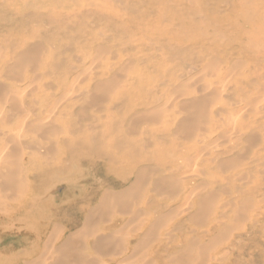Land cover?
<instances>
[{"label": "rangeland", "instance_id": "rangeland-1", "mask_svg": "<svg viewBox=\"0 0 264 264\" xmlns=\"http://www.w3.org/2000/svg\"><path fill=\"white\" fill-rule=\"evenodd\" d=\"M35 55L38 60L42 58L51 65L57 61L53 73L43 71V77L41 73L34 72V66H27V58ZM19 67L27 68L25 80L16 73ZM35 74L37 78H34ZM35 79L51 82L54 93L72 91L71 99L65 103L60 101L59 106L60 113L65 111L66 116L71 112L72 117L71 113L66 117L61 113L67 121L59 116L58 124H69L74 134L90 133L92 139L104 129L102 122L110 117L118 121L120 130H125L126 125L132 127L139 123L136 116L145 109L162 112L167 97L179 94L171 104L175 113L166 114L171 118L168 125L172 127L171 131L177 128L195 130L197 138L193 135L189 137L192 142L187 137L185 140L189 142L183 140L188 151L195 150V147L200 151L206 149L202 162L197 165V173L202 169L205 172L180 179L179 176L190 172L188 170L168 177L173 181L174 178L184 180L187 189L199 187L203 193L201 199L195 197L196 207H193L194 202L183 200L181 202L187 203V210L177 211L178 215L174 212V216L169 214L172 209L167 207L164 196L158 193L155 197L147 196L141 200L144 213L141 221L137 218L136 226L131 223L129 212L117 211L111 219L99 222L100 238L113 231L123 234L121 239L133 238L127 253L108 261H113V264H183L174 261L177 252L182 251L184 264H264V127L259 132L260 136L254 134L251 137L244 127L254 113L264 122V0H0V82L22 92L33 93L35 86L32 81ZM97 86L104 88L95 94L99 90ZM199 97H208L206 106L211 105L206 108L212 109L218 103L224 112L213 118V128L217 126L214 131L212 127L210 132L204 129V125L210 122L207 117L203 122L193 118L204 104ZM185 98L190 99L189 102L185 103ZM154 100L158 101L153 104ZM133 116L135 120L131 121ZM236 118L240 119L243 127L233 133L232 124ZM5 120L4 125H15L14 119L7 116ZM199 121L201 125L198 127ZM114 131L118 130L114 128ZM64 134L57 133L56 137ZM85 137L79 136L80 144ZM196 139L200 142L196 143ZM4 143V135L0 133V149ZM38 149L28 148L27 151H31V155L36 153L38 159L49 151V147ZM244 152L247 158L239 164L237 162V166L232 165L230 161ZM86 163H83L84 170L94 173V178L80 181L77 186H62L56 194L59 206L76 200V208L82 214L77 219L81 224L75 235L82 238L88 229L84 218L91 209H99L104 217L101 204L115 199L122 204L124 200L119 195L125 192L129 197L130 194L129 182L104 174L103 158L97 157L90 164ZM188 163L193 165L194 161L185 162L182 166H188ZM179 171H184V168L180 167ZM37 183L42 184L40 181ZM75 187L83 189L80 191ZM212 190L215 194L210 195ZM107 191L111 198L106 196ZM204 193L212 196L213 200ZM203 200L209 202L208 206L213 202L217 207L211 220L203 216L202 207L207 205L206 202L205 206L199 205ZM56 209L57 213L62 210L61 207ZM132 228L135 229L131 231ZM36 230L33 226L23 231L16 224L3 228L0 231V255L14 257V252L26 251L14 257L16 264L44 261L42 255L46 248L43 242L38 248H31L36 240ZM51 231L45 236L47 239L54 235L49 238L51 243L53 241L60 246L67 239L68 232L58 233V238L57 231ZM168 233L171 237L165 235ZM144 235L147 236L146 245L141 240ZM56 236L58 240H54ZM82 244L91 245L90 250H94H91V264L107 261L101 253L95 252L92 243L85 240ZM136 244L139 248L145 247V253L134 251ZM191 253H196L194 258Z\"/></svg>", "mask_w": 264, "mask_h": 264}, {"label": "bare ground", "instance_id": "bare-ground-1", "mask_svg": "<svg viewBox=\"0 0 264 264\" xmlns=\"http://www.w3.org/2000/svg\"><path fill=\"white\" fill-rule=\"evenodd\" d=\"M56 63L57 61H55V63H53L52 65L50 63H45L44 61H42V58L38 60V58H36V55L27 58V66L28 64H30L29 66L31 67L34 66L35 68L34 72L38 74L41 73L43 77H44L43 71L45 72L52 71L53 73L56 67L55 65ZM26 70L27 68H22V67L17 68L16 73H18L19 75L18 77L25 80ZM35 75L36 76L34 78H37V74ZM18 77L16 79H19ZM44 79H35L32 81V85L35 86V88L33 87L34 90L33 93L31 92L27 93L25 92V90L22 92L19 89L10 87V85L5 84V82H0V126H2L0 128V133L4 135V142H5L4 144H2L3 148L0 149V231H2L3 228H6L10 224H16V226L21 227V230L23 231H26L28 228L35 226L37 228V230L35 231L36 234H34L36 240L31 244V248L35 249L38 245L40 246L43 242L46 251L45 254L42 255V260L44 261H37L34 264H91L90 262L93 258L91 256L92 255L91 250L92 251L94 250L93 249L90 250L89 246L91 245L83 246L82 242H84L85 240L92 243L95 252L101 253L102 256H104L107 260L95 264H113L114 263L113 261H111L112 262L111 263L108 260L117 259L118 256L127 253L129 249H131L130 248L132 243L131 239L133 238H129V239L127 238V240L123 238L121 239V236L123 234L115 231H113L115 233L112 232L109 233V235L107 234L104 237L100 238V235H98V231H99L98 226H99V222L102 219L104 220H106V218L111 219L114 216L113 213L117 214V211H119L120 213L129 212V214H131V219L133 220V222L131 223L135 224L137 218H139V221L142 220L141 219L142 213H144L143 211L144 209H141L144 203L141 202V200H143L147 196L149 197L152 195L154 196L155 194L157 195L158 193L164 196L163 199L167 201V207L169 206L170 208L169 210L172 209V211H170L172 213L169 214H173L175 212V214L177 213L178 215L177 211L179 212L181 211L182 213L185 210V207H188L186 204L194 202L195 197L201 199L203 192L198 190L199 187L196 184H195L196 187L194 186L195 188H192V186H190V188L187 189L185 187L186 185L183 182L184 180H178L179 178L184 179L188 176L195 177L197 174H201L203 169L201 170L200 173H197L199 171V169L197 171V165L198 162L200 163L202 162L201 160L203 159L204 150H206V149H202L200 151L195 147V150L192 151V149L188 148L189 150H191L188 151L186 149L188 145L186 146V148L184 146L185 141H187L185 139L189 137H193L195 130L191 132V130L189 129L182 131V129L177 128L176 130L171 131L172 127L168 125L169 121H171V118H167L168 116L166 117V114L169 115L170 113L173 115L175 113L173 112L172 109L173 107L171 106V104L174 98H178L177 96H179V94L176 96L174 95L173 97L171 96L167 97L164 111L162 110V112H159L162 114L159 115L157 111L149 112L148 109L147 110L145 109L143 113L136 116L138 117V120L136 121L139 122L137 123V125H135L134 123L132 127L130 126V124L126 125L124 128L121 126L125 130L122 129L120 130L118 121L114 120L113 117H110L109 120L102 122L104 125V129L101 132H99L96 136L93 134L95 137L94 139L90 137L91 136L90 133H86V132L85 134L81 133L83 136L86 137L85 139L82 140L80 144L79 136L81 137L82 136L81 134L80 135L74 134L69 124L68 125L70 126L69 127L70 129H68V125L62 126L58 124L59 116L62 117L65 116L64 114L65 111L61 112L64 114V116L63 114L60 113L59 106H61V102L65 103L69 100L72 91L71 92L66 91L65 93L63 92L54 93L52 87L53 85L51 86V84H49L51 82L48 83ZM72 85L73 82L68 87H66L67 85L63 87H66V89L69 90ZM97 88L99 87L97 86ZM103 88L104 86L103 87L101 86L99 90L98 89L96 90L95 94L96 93L98 94V92L102 91ZM204 98L203 99L201 98V101L202 100L204 101L203 105L201 101H199L201 103L199 104L202 105L201 107L202 109L201 108L198 109L199 111L198 113H196L197 114L196 117L193 118L201 119V121L203 122V119L207 117L208 121L210 122L204 125L206 127L204 129L207 132H210V127H212L211 129L212 131L216 130L217 128L216 124H215L216 126L215 129L213 128L214 127L213 122L215 121V119L213 120V118H216L217 114H220L221 116L222 113L224 112H221L222 109H220L221 106L219 107L218 103H217L218 106L215 105L213 107L212 105L213 107L212 109H210L209 107L210 109L209 111V109L206 107L209 104L211 105V103H209L206 106V102L207 101L209 102V99L208 97L205 99ZM185 99H186L184 101L185 103L189 102L190 100L188 98ZM156 101L158 100H154L153 104ZM173 105H175V103ZM70 108H68V110ZM75 111L73 113H75ZM69 113L68 114L66 113V116L69 115ZM193 115H195V113ZM7 116L10 119H14L13 121H15V125H10L8 123L4 125L5 124L4 121H6L5 119ZM128 116L129 115H127V117ZM65 117L64 119H66L65 121H67V118ZM71 117H72V113H71ZM217 117H219V115ZM240 119L236 118L235 120H233V124H232L234 127L233 133L237 132L240 128L242 129L243 126H241V124L239 123ZM134 120L135 119L133 116L131 118V121ZM69 121L71 122L72 120L69 119ZM53 125H56L55 127L57 128H55ZM199 125H201L200 121L198 122V127ZM244 127L246 129L245 131L247 134L250 132V137L253 136L254 134H256L257 136V134L259 135V132L261 133V129L264 127V122L260 120L257 113L256 114L254 113V115L251 116L249 123L246 122L244 124ZM114 128L117 129L118 131H114ZM60 132L66 134H64V136L56 137V134ZM122 133L124 135H122ZM220 134H222V132ZM195 137L197 138V136ZM220 137H218V139ZM198 140L196 141V143L200 142ZM189 141H191V139ZM47 146L49 147V151L46 150L47 152L45 157H42L41 159L36 158L37 155L36 153L31 155L30 154L31 151L30 152L27 151L28 148H36V149L44 148V147L48 148ZM181 149H186V150L182 151ZM237 155L238 153L236 154V156ZM245 155H246L245 152L240 153L238 158H233L232 161L230 160L229 161L232 162V165L237 166V162L239 164L242 161H244V158H247L245 157ZM97 157H101L104 159L105 172L104 171L103 172L104 174H106V176L114 175L120 181L130 183V185L128 186V188H130L128 189L130 194L129 197L127 196L128 194H125V192L120 195L118 194L120 197H122V200H124V202L122 201V204H119L120 201L115 202L116 199L112 200L108 204L107 203L101 204L100 209L104 211L103 212L105 214L104 217L101 216L102 214L100 211H98L99 209L97 210L91 209L90 214L86 215L84 218L85 219L84 222L86 223L85 227L87 226L88 229L83 233L84 237L82 238L80 234H79L80 236L75 235L76 231L80 229V224H81V223L78 224L77 219L82 214L76 208V204H77L76 200H73L71 204L70 203L68 204L67 202L66 205L62 203L59 206L56 204L59 199V197L56 194L57 191L60 190L62 186L65 185H69V187L77 186V184L79 185L80 181L86 180L88 178L91 179L94 178L95 176L94 173L84 170L83 163L86 161L88 164H90V162ZM191 160L194 161L193 165L188 163V166H182L183 163ZM252 162L253 161H251V163ZM228 164H229L228 166L231 167L230 163ZM180 167L184 168V171H179ZM116 168L117 169L120 168L121 170L118 169L117 171ZM224 168L226 167L224 166ZM188 170L190 171L188 174L185 173L184 175L179 176V178H174V181L173 178L172 179L168 178L172 174L175 175L178 173L182 174ZM234 170L237 169L235 168ZM203 172H205V170ZM172 177H174V175ZM38 181L42 182V184H38L37 183ZM76 189L81 191L83 188L80 189L79 187ZM202 189L203 188H200V190ZM210 189L211 188H209V191H211ZM71 190L72 189H70L69 191ZM213 190L215 189L213 188ZM216 190L215 192H217ZM107 193L105 192L106 196H108V198H111L110 193L108 191ZM211 193H214V191L209 192L210 195ZM71 194L73 195L74 193ZM117 196H115V198ZM207 196L205 197L207 198ZM211 197L212 196H210L209 198ZM192 199L193 201H191ZM183 200H186L187 203L181 202ZM188 200H190V202ZM212 200H210V202ZM204 202H206V200L205 201L203 200V204L201 202L199 205L205 206ZM208 203L209 202H206L207 205L205 208L202 207L203 209L202 212L205 214L202 215L205 217V219L211 220L212 215L214 213V209L216 210L217 207H215L213 202L211 204L212 206L211 205L208 206L209 205ZM147 204L149 203L147 202ZM194 204H192V206ZM196 204L193 207H196ZM220 204L223 205L225 203L220 202ZM59 207H61L62 210L60 209V213H57L56 208ZM224 208H226V206ZM199 209L201 210V208ZM154 212L156 213L155 210ZM199 213L201 214V212ZM69 216H71V219L69 218ZM87 216H89V219H87ZM62 220H70V221L68 223H62L61 222ZM117 226L120 225L118 224ZM133 229L135 228H132L131 231ZM51 230H54V232L57 231L56 234L57 236L58 233L63 234L68 232V236L66 237L67 239L65 238L66 240H64L65 242L60 243L62 245L58 246V244L53 243V241L52 243L50 242L51 240L49 238L53 237L54 236L53 234H52L53 236L51 235V237L49 236L50 235L49 234L48 235L49 238L45 239L46 234L50 233ZM120 231L123 232L122 230ZM127 234L129 235L130 233ZM139 235H142V232ZM165 235H169L168 237H171L169 233ZM172 235L174 236V234ZM57 236L56 238H54V240L57 239ZM176 238H178V236ZM142 239H143V243L145 244V242H147V236L144 235L143 238L141 237V240ZM117 241L119 242L117 243ZM181 243L182 245H184L183 242ZM138 244L140 245V243ZM188 244L186 248H188ZM139 245L137 244L136 246L133 245L134 251L135 249H137L138 253L139 252L142 253L143 251H145L143 250L145 247L139 248ZM191 245L192 244H189L190 247H192ZM25 252L26 251L14 252L13 256L18 257L20 254H24ZM35 255L36 253L34 252L33 256ZM184 255L185 254L182 253V251L177 252L174 261L182 262L184 264L185 263ZM195 255L196 253L194 254L191 253V256L193 258L195 257ZM14 257L12 256L4 257L0 255V264H16L17 261L14 262ZM197 257H199L198 254ZM141 264L144 263L142 262Z\"/></svg>", "mask_w": 264, "mask_h": 264}]
</instances>
